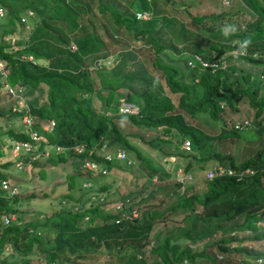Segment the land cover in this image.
<instances>
[{"label":"trees","instance_id":"16d2710c","mask_svg":"<svg viewBox=\"0 0 264 264\" xmlns=\"http://www.w3.org/2000/svg\"><path fill=\"white\" fill-rule=\"evenodd\" d=\"M241 1L255 16L243 28L236 27L235 34L225 37L221 34L222 24L211 23L226 11L191 13L187 10L188 3L180 0H0L4 7L0 14V59L7 68L5 80L26 86L22 95L24 110L33 119L28 128L42 132L47 141L40 142L37 149L28 153L1 161L0 180L9 181L7 170L11 165L16 169L35 167L41 177L47 175L44 168L47 164L54 166L75 160L78 166L63 179L66 190L56 196L55 209L36 219L22 220L17 214L14 204L23 201L26 194H9L0 187V263L12 264L16 260L19 264H30L34 247L37 257H43L45 264H136L140 259L148 264L144 259V249L148 247L153 264H157V258L162 264H182L186 260L190 264H264V251L242 247L245 241L264 238V171L245 173L239 179L222 174L205 179L203 174V186L193 181V176L184 182L174 180V186L182 189L171 209L192 210L199 205L204 216L192 215L189 228L174 236L166 235L161 243H155L148 233L154 219L164 212L144 206L139 210L134 208L138 213L132 216L129 211L133 205L129 204L124 216L117 220L115 202L105 199L113 191L107 190L104 182L94 183L92 171L82 165L85 159L101 161L103 151L120 148L127 154L132 152L138 165L112 158L104 160L107 172L111 168L121 171L133 168L138 173L136 176L144 179L155 174L159 179L162 175H173V172L158 171L132 137L149 150H159L167 161L178 159L182 171L192 174L196 173L194 168L205 172L215 160L233 168L264 165V147L256 148L239 162L232 155L224 156L216 147L219 140L228 137L234 143L251 141L255 139L253 136L264 138V114L258 116L264 106V0ZM26 9L31 11L30 16L25 13ZM135 11L152 16L139 19ZM97 27L105 41L100 38ZM189 29L196 31L193 36ZM17 32L25 34L17 35ZM246 38L251 44L239 53ZM130 39H141L143 43L133 45ZM233 40L236 43L232 44ZM70 43L74 49L69 48ZM99 43L104 45L102 50L98 49ZM140 46L147 52L141 55ZM191 52H199L208 60L222 56L226 65L214 70L198 65L190 67L186 61ZM27 55L32 59H27ZM111 56L113 61L109 64H96L98 59ZM87 62L96 64L99 72L104 69L108 77H119L118 85L127 89V92L119 91L108 86V81L107 84L102 81L98 86L106 89L104 104L108 106L126 96L137 106L136 113L121 114L114 109V113L96 114L91 96L100 88L94 86ZM1 79L2 76L0 92H3ZM170 94H176L175 101ZM243 96L258 118L252 119L251 126H224L218 117L219 102L234 108ZM176 106L191 118L221 125L215 134L202 132L185 122L179 111H173ZM7 110L10 117L0 126V156L4 146L2 136L11 141L29 139L27 128L20 120L21 112L10 107ZM120 118L138 128L158 132L148 139L140 133H123L116 121ZM47 121L52 124L50 130L41 127ZM184 139L190 142V152L178 146ZM57 144L64 147L63 151L44 155L45 148ZM169 144L175 150H170ZM77 145L85 147L76 151ZM17 159L21 164H15ZM83 181L88 184L82 186ZM35 194L31 192L29 196L35 198ZM2 214L13 217L3 224ZM236 229L251 230L253 234H230ZM212 236L216 239L200 248L191 246ZM235 251L240 257L236 263L217 259V253L223 257V253Z\"/></svg>","mask_w":264,"mask_h":264},{"label":"rangeland","instance_id":"374dc122","mask_svg":"<svg viewBox=\"0 0 264 264\" xmlns=\"http://www.w3.org/2000/svg\"><path fill=\"white\" fill-rule=\"evenodd\" d=\"M181 2H184L185 4L188 3L187 10L191 13H198V14H204L209 12H218V11H226L227 13L224 15H221L219 19L212 22L213 25H219L222 24L224 26L225 24H236V27L243 28V25L254 18V13L248 9L244 3L241 0H180ZM2 8V13L4 12V7L0 4ZM1 13V14H2ZM25 13L27 15H31V11L26 9ZM151 14L147 13V16L145 19L149 18ZM152 16V15H151ZM28 18H25L26 26H29V22H27ZM189 26L192 27V23H189ZM24 31V30H23ZM25 31H28L26 29ZM96 31L100 34V38L102 40H106L104 35L101 33L100 29L97 27ZM196 31L189 29V33L192 35V33H195ZM21 33L25 34V32H17V35ZM175 33V32H174ZM102 34V36H101ZM10 38H14L13 34L8 35ZM193 36V35H192ZM236 40V39H235ZM205 44L208 43V40H204ZM130 43L133 45L141 44L143 41L141 39L139 40H133L130 39ZM71 44L69 45V48L71 49ZM73 45V44H72ZM180 45V43H178ZM98 49L102 50L104 45L103 43H99ZM73 47V46H72ZM130 47V45L126 46ZM125 47V48H126ZM139 51L141 52V55L143 53H146V48L140 46ZM228 53V52H227ZM226 53V54H227ZM224 56V55H223ZM103 62L105 64H109L110 61H113V56L104 58V59H98L97 62ZM115 61V60H114ZM88 66L89 70V76L94 83V86L99 87L98 85L104 81L108 86H112L115 88H119V91L127 92V89L124 88V86H119L118 83H120V78H111L105 75L104 69H99L102 72L97 71L96 64H92L87 62L86 64ZM130 74V72H128ZM163 83V81H161ZM99 92H95L92 94V107L95 110L96 114H101L107 112L114 113L117 108L114 106V104L118 105L123 100H128L125 96L124 98H119V100L116 101L113 100L110 105L106 106L103 102V99L105 97V91L106 89H102V87H99ZM26 86H23V90L25 91ZM3 93V94H2ZM5 92H0V110H3V114L0 115V126L3 122V120H7L8 117H10V114H8L9 107L11 108L13 103L9 96L4 94ZM171 100L173 99L175 101L176 94H170ZM122 100V101H121ZM14 101V100H13ZM11 103V105L9 104ZM118 107V106H117ZM173 111H179L185 122L190 123L194 128H200L202 132H206L209 134H215L217 132L218 126L221 124H214L209 125L206 124L199 119L191 118L186 111L182 110L178 106L174 108ZM264 114V106L262 109V112L258 114V116H261ZM257 115L254 114V108H252L245 96H243L236 104L235 107H230L228 104H224L220 113H219V119L221 123L226 127L233 128L234 126H242L244 124H250L252 125V119L258 118ZM119 124L120 128L122 129L123 133H137L140 136H142L144 139H148L149 137H153L155 133H157V129H151L147 128V130H144L145 128L141 129L138 128L137 125L133 124L127 119L120 118L116 120ZM150 130V131H148ZM159 135V133H158ZM175 140H178L175 135H173ZM255 139H250L251 141H243L239 140L240 143H234L233 139L230 137L223 138L218 141L216 147L223 151V155H232L235 162L241 161L243 158L251 155L253 151L259 147H264V138L263 139H257V137L253 136ZM133 138V141L135 144L139 147L141 150V153L149 157L151 159V162L154 166L157 167L158 171H164V172H173L172 176H164L162 175L161 179H159L158 175H153L149 179H144V176H136L138 175L136 169L131 170L129 168L128 170H116L115 168H111L109 172L106 173V175H100L98 173L95 174V172H91L90 176L91 179H93L94 183L101 184V182H104L107 190L113 191L109 192L106 196V200L110 199L111 201H119L122 200L126 204L133 205L134 208H138V210L141 207L147 206V208H154L152 210H155L157 212H164L158 219H154L151 228L149 230L148 236L152 241L155 243H161L163 240V237L166 235H176L178 232L186 230L191 225V216L192 215H200L204 216V211H202L201 206L196 205L194 209L187 210L185 208H174L171 209V205L177 196V193L181 191L180 188H176L174 186L173 181L176 179L174 177V171H176V167L179 166L178 159H175L174 161H167L165 159L164 154H162L157 149H151L149 150L148 147H146L142 142H140L137 138ZM3 141V148L1 151L0 156V162L8 159L9 157L15 158L11 150V139H9L6 136H2ZM9 144V147L8 145ZM170 150H175L174 146L172 144L168 145ZM181 149L190 152L191 148H182L181 145H178ZM165 150V149H164ZM6 152V153H5ZM5 154V155H4ZM4 155V156H3ZM133 159L134 162H137L134 164L135 166L138 165V160L135 157V155L130 152L129 154ZM42 159V158H41ZM132 159V160H133ZM184 159V158H183ZM231 159V158H228ZM185 160H183L182 163H184ZM18 164V162H15ZM186 163V162H185ZM212 164L215 165H221L224 166L219 161H214ZM211 164V165H212ZM181 165V164H180ZM210 165V164H209ZM181 167V166H180ZM46 177H41L37 169L34 167L32 169H27L26 166H22L21 169H16L15 165H11L10 168L7 170V173H9L10 178L9 181L16 184V193H20L21 196L23 194H26L25 197L22 198L23 201H20V203H15L14 206L17 209V214L22 216V220L24 219H36L37 216L43 213H49L52 212L56 204L55 198L59 193L64 192L65 189V183L64 178L67 173L75 172L78 169V166L76 165V161L72 160L71 162H64L62 164L49 166L46 165ZM81 171V170H80ZM195 174H192V172H188L191 176H193V181H196L199 185L203 186L204 184V178L203 170H197L196 168L193 169ZM203 172V173H202ZM82 173L85 174V171L82 170ZM13 178V179H12ZM63 180V181H62ZM18 182H20L22 185L21 187H18ZM57 182V184H54ZM82 183H85V185L82 184V186H86L88 184L87 181H83ZM115 190V192H114ZM31 192L36 193L37 197L31 198L29 194ZM46 194V195H42ZM40 199V200H37ZM40 201V202H39ZM37 212L38 214H36ZM86 219V217H84ZM264 226V222H262ZM237 233L238 236H250L253 234V231L251 230H232L230 234ZM216 239V236H212L211 238H204L201 241L195 242L191 244L192 247L200 248L202 245L209 243V241H213ZM233 243V242H232ZM209 245V244H207ZM209 249L212 248V246H207ZM242 247H246L249 251L252 250H262L264 251V238H259L255 241H245L243 243ZM146 247L144 249L145 257L149 262L148 264L152 263L153 260L152 256L153 254H150L148 249ZM245 249V248H244ZM215 251V250H213ZM38 252L34 250V247L31 249V261L30 264H44L45 259L43 257H37ZM217 253V259H222L225 262L229 261L231 263H236L239 261L240 257L239 254L235 251L232 253H223L225 256L221 257V255H218ZM40 258V259H39ZM9 259H12L9 258ZM94 259V258H93ZM143 259H140L136 264H141ZM157 264H162L158 258L155 260ZM180 262H177V264ZM12 264H19L18 261L13 260ZM153 264V263H152ZM182 264H190L187 260L183 261Z\"/></svg>","mask_w":264,"mask_h":264},{"label":"built area","instance_id":"2783aa9c","mask_svg":"<svg viewBox=\"0 0 264 264\" xmlns=\"http://www.w3.org/2000/svg\"><path fill=\"white\" fill-rule=\"evenodd\" d=\"M1 13H2V8L0 6V14ZM134 13H135V17L139 19H145V17L147 16V13L145 11H135ZM263 26H264V21H263ZM231 43L234 44L236 43V41L233 40ZM70 47L71 49H74L75 46L74 44L73 45L71 44ZM242 52L243 51L241 50L239 53H242ZM252 55H255V53H252ZM26 58L32 59V56L27 55ZM221 58L222 56H220L219 58L216 57V58H213L212 60H208L206 57H204L199 52H191V54L187 58L186 63L190 67H195L198 65L201 68H208V69L214 70L215 68L225 67L226 62L224 61L223 58L222 59ZM100 63H103V62L99 61L96 64H100ZM6 73H7L6 64L2 59H0V76H2L1 82H2L3 89L7 96H9L11 99H14V103L11 109L13 111L21 112L20 120L22 124L24 125V127L27 128V135L29 138L26 140L11 141L10 146H11L12 153L13 155H15L14 157H17L19 154H25V153L32 151L33 149H37L40 142L47 143V141H46L45 135L42 132H39L33 129L29 130L28 126L33 122V119L24 110L25 105H24V101L22 97L23 92H24L23 85L19 83H15V84L8 83L5 80ZM260 77H262V75H260ZM137 110H138L137 106L128 100H123L122 102L118 104V107H117V112L121 114L136 113ZM41 127L45 130H50L52 127V124L50 121H47L46 123H43ZM180 145L182 148H189L190 142L188 139H184ZM84 147H85L84 145H80V146L77 145V146H74V149L76 151H81ZM103 147H104V144L101 145V149H103ZM63 149H64L63 146L57 144L54 146L50 145L49 147L45 148L43 151H44V155H48L50 153L61 152L63 151ZM102 154L103 155H102L101 161H96L94 159H85L82 165L88 170L99 171L101 173H105L107 169L104 166V163H103L104 160H110L112 158H117V159H124L127 163L134 162V159L128 156L127 153H125V151L120 148L115 149L114 151H107V152L103 151ZM33 157L34 156L31 155V158ZM16 161L18 162V164H21L20 159H17ZM175 170L176 171H174V177H176L175 179L176 181L184 182V180L191 178V175L188 172H183L180 166H177ZM257 170H261L263 172L264 166H260L256 168L254 166L247 165L244 167L233 168L231 166H221V165L213 164L211 168H208L204 172V178L211 179L218 174H222V175H232V176H235L236 179H239L245 173L253 174ZM82 184L85 185V183H82ZM0 187L1 189L7 190L9 194L15 193L17 189L15 184L7 181L6 179L0 180ZM113 206L116 212L118 213L117 220H120L121 219L120 217L124 216L125 209L128 208L129 204H126L122 200H119L115 202ZM129 212L132 216H136L138 213L137 210L134 209V207L130 208ZM1 217L3 219L2 220L3 224H5L7 223L8 219L13 216L2 214ZM5 249H7V246H5ZM257 261H260V257L257 258ZM50 264H53V263H50Z\"/></svg>","mask_w":264,"mask_h":264},{"label":"clouds","instance_id":"9594fccd","mask_svg":"<svg viewBox=\"0 0 264 264\" xmlns=\"http://www.w3.org/2000/svg\"><path fill=\"white\" fill-rule=\"evenodd\" d=\"M237 31V28L235 25H231V24H225L222 28H221V34L225 37L231 35V34H235ZM251 44V40L249 38H246L244 39V41L241 43L240 47H241V50L243 49H246L249 45ZM252 55V54H251ZM252 56H255V55H252ZM208 69V68H206ZM210 70V69H209ZM196 80V78H194ZM226 104L224 103L223 101H220L219 102V107L222 109L223 105ZM181 144V143H180ZM118 149V148H116ZM115 149H113L112 151H114ZM125 151V150H124ZM126 153V152H125ZM128 156H130L129 154H127ZM131 157V156H130ZM119 160H124V159H119ZM104 163V166L106 167L105 165V162L103 161ZM224 166H227V165H224ZM261 166H264V165H261ZM107 169V168H106ZM91 171V170H89ZM92 172H97V173H101L99 171H92ZM107 173V170L105 172V174ZM117 202V201H116ZM180 264V263H178Z\"/></svg>","mask_w":264,"mask_h":264}]
</instances>
